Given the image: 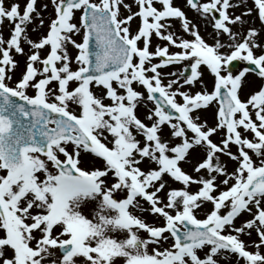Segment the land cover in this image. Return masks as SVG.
Returning a JSON list of instances; mask_svg holds the SVG:
<instances>
[{
  "label": "snow or ice",
  "instance_id": "obj_1",
  "mask_svg": "<svg viewBox=\"0 0 264 264\" xmlns=\"http://www.w3.org/2000/svg\"><path fill=\"white\" fill-rule=\"evenodd\" d=\"M51 3L55 16L47 33L33 41L27 36L33 13L43 25L37 0H24L23 9L17 0H0V25L5 20L10 25L7 38L0 31V264H115L116 258L124 264H219L221 252L235 254L244 264H264V86L247 99L239 95L247 72L264 78V52L253 50L261 47L254 40L257 29L249 28L239 42L209 44L173 0H135V12L125 0ZM186 3L212 21L217 36L240 37L230 25L242 18L229 13L230 0ZM254 4L264 22V0ZM121 6L128 15L121 16ZM77 12L79 22H74ZM134 17L140 22L132 31ZM172 18L193 39L177 36ZM75 34L81 35L79 42ZM153 35L167 43L152 50ZM22 38L35 51L12 86L6 81L18 65L13 51L24 54ZM69 44L78 50L74 57ZM45 46L49 50L41 57ZM171 46L181 50L169 51ZM226 46L232 50L221 51ZM237 59L254 68L234 75L230 62ZM73 60L78 67H72ZM183 61H189L185 69L190 67V73H171L175 79L165 83L159 69ZM202 65L214 74L211 90L202 79ZM197 83L201 91L183 90ZM93 85L103 87L104 94L96 95ZM147 102L154 103L147 113L151 123L136 113ZM213 103L216 123L209 126L193 113ZM165 124L178 143L161 136ZM218 131L219 143L211 138ZM196 147L204 149V156L193 171L204 175L193 176L181 162ZM82 152L102 160V166H82ZM223 155L236 161L232 171L221 161ZM145 159L156 167L142 168ZM165 175L183 187L169 186L165 192ZM191 184L200 187L192 192ZM205 202L212 207L198 218L196 210ZM132 209L150 211L163 224L146 222ZM244 211L251 218L238 225ZM252 229L259 237L255 251L242 238Z\"/></svg>",
  "mask_w": 264,
  "mask_h": 264
},
{
  "label": "rangeland",
  "instance_id": "obj_2",
  "mask_svg": "<svg viewBox=\"0 0 264 264\" xmlns=\"http://www.w3.org/2000/svg\"><path fill=\"white\" fill-rule=\"evenodd\" d=\"M7 2L11 3L12 0H7ZM17 2L21 5V9H23L24 0H17ZM125 2L131 6L132 12H135L138 10V6L136 5L135 0H125ZM45 4H47L46 9L43 7V5ZM173 4L174 6L180 7L185 12L186 16L198 26L200 35L205 39L207 43L214 44L217 39H219L221 43L225 45L234 43V42H239V39H242L243 35L246 34L249 28H256L257 34L254 37V40L258 45H261V47H255L253 50H254V53L257 55L260 54L261 52H264V24L259 19L258 10L254 4V0H230V4L232 5V7L228 9L229 13L231 15H240L242 18L241 22H237L236 24L230 25L234 31H237L238 33L241 34L240 37L236 41L230 40L227 33H221L219 36H217V33L213 30L212 21L209 18L202 17L199 12H197L195 9L188 6L186 3V0H173ZM156 6L160 7L159 3H157ZM36 7L42 14L43 25L39 24L38 19L35 18V13H33V17H34L33 22L27 25V36L31 38V40L33 41H38L43 35L47 33L49 22L55 16L54 7L51 3V0H37ZM249 8L252 9L251 13L245 14L246 10ZM120 12H121V16H125L129 14L128 10H126L123 6H121ZM79 16H80V13L77 12L74 17V22H79ZM139 22L140 21L138 17L133 18V20L131 21L132 31H135L137 29ZM171 23L173 25V28L171 30L174 31L177 36L184 37L187 39H193L192 35L183 31V29L181 28V22L178 18H172ZM0 31H2L3 36L5 38L9 36L10 25L7 20H5L3 25H0ZM81 38L82 37L80 34H75L73 36V39L77 40L78 42L81 40ZM21 43L24 49V54H17L13 51V58L18 62V65L14 69H11L13 70V74H12V71L9 70V72L11 73L10 76L13 78L12 80L13 86L15 85L16 81H18L21 78L23 72L26 70V63H27L28 55H30L33 51H35V49H33L31 45L27 42V40L22 38ZM165 43H167V41L161 40L157 38L155 35H153L152 46H151L152 50L155 49V46L157 44L163 45ZM48 50L49 48L47 46H45L42 49H39L41 57L46 56ZM180 50L181 49L175 46H171L169 48V51H180ZM231 50L232 49L227 46L221 49V51L223 52H230ZM68 51L70 55L74 57L78 50L69 44ZM244 62H247V61H244ZM186 64H189V61L176 62L171 65H167V66L160 68L159 71H161V73L163 74L164 82L167 83L169 79H175V76L169 75V74L175 73L176 75H179L181 71H184ZM35 66L38 68L42 67V65L39 63H37ZM72 67L73 68L78 67V65L75 63L74 60L72 63ZM200 70L202 72V79L205 85H207L208 90H211L214 85V74H212L211 71L205 65H202ZM241 70H243L242 67L238 68L236 71H233V74L234 75L238 74L239 71ZM36 79L37 80L40 79V76L38 75ZM52 86H53L52 84L49 85V87H52ZM262 86H264V78H261L251 72H247L245 76L242 78V84L239 89V95L241 99H247L251 94H253L255 91H257ZM134 87H136L137 90L145 92V95H147L145 89L142 86L134 84ZM183 90H186V91L191 90L192 92H195V91H201L202 88H201V85L197 83L195 86L191 87L190 89L188 88V86H185ZM93 91L96 95L100 96L104 94L105 89L103 87L93 85ZM27 92L29 95H34V90L32 88L27 89ZM177 99L180 100L181 98L177 97ZM104 102L111 103L110 99H107V98L104 100ZM152 107H154L153 102L141 103L137 106L136 113L138 117L141 120H143L145 123H151V121L147 119V113ZM70 109L77 113L79 112V107L75 104H71ZM216 112H217V104L213 103V104H210L208 107H202L198 111H195L193 115L198 116L200 121H207L209 126H215ZM253 118L255 119L254 116ZM133 131H135V129ZM170 131L171 130L169 126L165 124L164 126H162V130L160 134L164 139H168L170 144L178 143L179 140L177 138L170 136ZM240 131L242 132L243 135H247L249 136V138L252 137V133L245 131L243 128H241ZM137 138L143 141L142 136L138 135ZM211 138L215 142L219 143L222 138V133L218 131ZM111 139L112 137L108 135V140L110 141ZM237 147H238L237 145L232 144L231 150L233 152H236ZM69 150H71V146H69ZM250 155H253V159H256V156L254 153L250 152ZM203 156H204V149L202 147H196L190 151L187 157V160L181 162V167L187 172H189L190 174H192L193 176L204 175L203 172L196 173L193 171L195 164L198 163L201 159H203ZM81 159L83 161L82 166H84L85 168L101 167L103 164L102 160L94 157V155L88 152H82ZM221 161L227 165L228 171H232L236 167V161L229 159L226 155L221 156ZM140 166L144 169H149V168L156 167V164L153 161L145 159L144 161L141 162ZM164 179L167 181L165 192L167 191V188L169 186L176 187V188L183 187L181 183L174 181L171 177L167 175H165ZM199 187L200 185L198 184H191L188 190L195 192L198 190ZM116 195L118 197H123L124 193H117ZM161 195L163 196L164 193H161ZM140 204L144 208L149 207L147 202L143 200L140 201ZM211 207L212 205L209 202H205L204 204H202L201 207L198 210H196L197 217L204 218L205 214L211 209ZM84 211L87 213L89 211V208L85 207ZM132 211L134 212V214L144 218L146 222L156 224V225L163 224V218L150 213V211L141 212V211H138L137 209H132ZM255 211L256 209L253 208L252 212L254 213ZM251 215H252L251 213L244 211L239 216V218L236 220V223L239 225L242 221L246 219H250ZM250 231H251L250 236L244 235L242 238L248 244L249 249L255 251L256 249H255L253 242L258 241L259 237L257 236V233L254 229ZM140 234L141 236L147 235V233L145 232H141ZM113 235H116L118 238L121 236L120 233H113ZM168 243H171V240H169ZM168 243H165L163 246L167 247ZM260 250L262 253H264V247H262ZM201 255H203V253H201ZM216 258L218 259L219 264H244L243 259H239L238 261L237 256L232 253L221 252V254L217 256ZM115 264H124L123 258H116Z\"/></svg>",
  "mask_w": 264,
  "mask_h": 264
},
{
  "label": "water",
  "instance_id": "obj_3",
  "mask_svg": "<svg viewBox=\"0 0 264 264\" xmlns=\"http://www.w3.org/2000/svg\"><path fill=\"white\" fill-rule=\"evenodd\" d=\"M238 66H239V61L238 60H234V61L230 62L231 70L236 69ZM246 67L249 68V69L254 68V66H252L251 64L246 65ZM186 71L190 73V68H188ZM14 99H17L19 101L18 98H14Z\"/></svg>",
  "mask_w": 264,
  "mask_h": 264
},
{
  "label": "flooded vegetation",
  "instance_id": "obj_4",
  "mask_svg": "<svg viewBox=\"0 0 264 264\" xmlns=\"http://www.w3.org/2000/svg\"><path fill=\"white\" fill-rule=\"evenodd\" d=\"M10 70H11V69H10ZM11 71H12V74H13V70H11ZM8 74L11 75L10 72H8ZM12 80H13V78L11 77V80H7L6 82L9 83L10 85H12V82H13ZM17 80H18V79H17ZM12 86H13V85H12Z\"/></svg>",
  "mask_w": 264,
  "mask_h": 264
}]
</instances>
